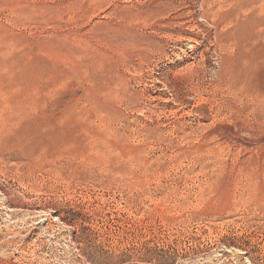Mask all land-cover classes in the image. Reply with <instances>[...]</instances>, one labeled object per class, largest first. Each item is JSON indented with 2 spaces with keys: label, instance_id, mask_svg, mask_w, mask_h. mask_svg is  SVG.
Returning <instances> with one entry per match:
<instances>
[{
  "label": "rangeland",
  "instance_id": "1",
  "mask_svg": "<svg viewBox=\"0 0 264 264\" xmlns=\"http://www.w3.org/2000/svg\"><path fill=\"white\" fill-rule=\"evenodd\" d=\"M1 264H264V0H0Z\"/></svg>",
  "mask_w": 264,
  "mask_h": 264
},
{
  "label": "bare ground",
  "instance_id": "2",
  "mask_svg": "<svg viewBox=\"0 0 264 264\" xmlns=\"http://www.w3.org/2000/svg\"><path fill=\"white\" fill-rule=\"evenodd\" d=\"M0 264H1V259H0Z\"/></svg>",
  "mask_w": 264,
  "mask_h": 264
}]
</instances>
